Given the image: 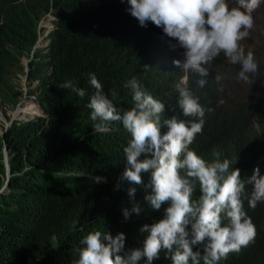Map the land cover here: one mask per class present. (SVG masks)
Instances as JSON below:
<instances>
[{
    "label": "trees",
    "instance_id": "16d2710c",
    "mask_svg": "<svg viewBox=\"0 0 264 264\" xmlns=\"http://www.w3.org/2000/svg\"><path fill=\"white\" fill-rule=\"evenodd\" d=\"M128 7L127 0H0V98L5 107H14L18 101L17 73H23L19 57L27 55L36 41L38 19L51 11L59 17L48 50L34 53L27 64L26 80L38 79L37 100L45 114L35 116L37 108L34 118L12 121L0 136V188L5 183L4 143L9 173L0 189V264H64L73 257L77 239L85 230H121L135 240L138 224L163 216L167 205L151 210L144 200L143 185L124 184L114 190L124 137L121 130L94 132L90 109L80 98L63 111L48 106L50 94L68 97L66 91L47 89L45 74L57 53L65 60L55 66L65 73L113 58L120 64L118 94L131 95L124 85L135 77L164 100L167 108H174L181 71L172 61L182 57L170 49L172 42L160 28L151 23L140 27ZM238 70V65H229L221 55L210 66L209 82L202 89L191 83L188 73L190 90L206 109H212L206 111L202 132L189 147L209 162L218 152L221 161H232L241 170V178L247 179L254 168L264 175V87L256 85L257 74L254 83L242 87L239 94L231 82L237 80ZM215 75L223 77L222 85L215 83ZM72 81L80 85L78 79ZM96 177L104 180L96 183ZM142 179L148 184L150 174H142ZM130 186L137 189L134 199L127 195ZM246 187L250 193L252 186ZM198 196L197 187L193 199ZM133 203H139L142 212L124 221L122 210H130ZM244 210L255 225L256 236L218 264H264V203L251 209L245 197Z\"/></svg>",
    "mask_w": 264,
    "mask_h": 264
},
{
    "label": "clouds",
    "instance_id": "9594fccd",
    "mask_svg": "<svg viewBox=\"0 0 264 264\" xmlns=\"http://www.w3.org/2000/svg\"><path fill=\"white\" fill-rule=\"evenodd\" d=\"M127 3V11L140 27L146 28L151 23L160 28L172 42L170 49L179 51L182 57L172 61L181 71L175 86L174 108H167L164 100L141 86L135 77L124 85L131 95L118 94L120 64L113 58L90 64L82 71L65 73L55 66L65 60L57 53L45 74L47 89L66 91L68 97L50 94L48 106L63 111L80 98L82 105L90 109L94 132H106L113 127L121 130L124 137L119 147V177L114 190H121L124 184L143 185L144 200L151 210L167 206L163 208V216L148 219V224H138L135 240L128 239L121 230L79 229L83 234L74 246L75 253L64 264H152L155 260L160 264H218L254 240L256 228L244 210V199L247 197L251 209L264 203V175L254 168L252 176L243 179L241 170L229 159L221 161L218 152L209 162L190 150L196 135L202 132L206 111L212 109H206L190 90L188 73L194 86L204 88L209 82L206 77L210 66L223 55L226 63L239 66L238 81L254 83L250 77L258 74V62L254 52L246 51L241 42L250 36L255 23L253 11L261 0H127ZM127 11L122 13L134 25ZM56 21L59 17L52 11L38 19L36 41L27 55L20 56L28 59L26 65L19 59L25 87L33 88L24 96L33 95L42 114L45 112L37 100L38 79L26 80L27 64L34 53L48 50ZM42 39L43 45L39 44ZM64 45L67 49L68 42ZM74 79L80 81L79 86ZM213 80L222 85L223 77L215 75ZM14 118L30 120L34 116H12L11 122H23ZM4 148L7 155L5 143L2 151ZM6 173L9 177L5 172L4 182ZM148 173L150 181L144 184L142 174ZM101 180L104 178H94L96 183ZM246 185L252 186L250 193ZM197 187L199 196L194 200ZM136 190L128 187L127 195L134 199ZM141 212L140 204L133 203L130 210H122V215L127 221Z\"/></svg>",
    "mask_w": 264,
    "mask_h": 264
},
{
    "label": "rangeland",
    "instance_id": "374dc122",
    "mask_svg": "<svg viewBox=\"0 0 264 264\" xmlns=\"http://www.w3.org/2000/svg\"><path fill=\"white\" fill-rule=\"evenodd\" d=\"M253 17H254V27L250 32V36L242 41L241 43L245 47V50L251 49L254 52V55L257 59L259 70V81L256 83V85L264 87V0H261L260 6L257 7L253 11ZM42 36V34H40ZM45 40H41L39 44H44ZM39 48H43V46H40ZM20 62L22 65H26L28 59L25 57H19ZM19 80L17 81L19 86H20V94L17 96L19 104L18 106L14 107H5V103L3 100L0 98V135L3 132V130L11 124L10 118L12 117V112L15 110L14 115H19V117H29L35 112V106L40 109L39 105L37 102H35L34 96L29 95V96H24L26 93H31L33 88H28L25 87L26 85L24 84L23 81V76L22 74L19 73L18 76ZM252 80L254 79L253 77H250ZM227 82L230 81V79H225ZM232 84H234L235 88L238 90V93H242V87L246 85H250L248 83H245L243 81H238V80H231ZM234 96V95H231ZM32 99V100H31ZM63 107L67 106V103L63 102L62 104ZM26 109V110H25ZM65 110V109H64ZM35 116H44L41 112L38 115ZM34 116V117H35ZM13 120H28L26 119H17L14 118ZM5 126V128H4ZM4 145V144H3ZM55 236L52 235V239H54Z\"/></svg>",
    "mask_w": 264,
    "mask_h": 264
},
{
    "label": "water",
    "instance_id": "95a60500",
    "mask_svg": "<svg viewBox=\"0 0 264 264\" xmlns=\"http://www.w3.org/2000/svg\"><path fill=\"white\" fill-rule=\"evenodd\" d=\"M3 153H2V158H3V162H4V166H5V172H8V168H7V155H6V153H5V148H4V150L2 151ZM7 173H6V178H7ZM6 184V181H5V183H4V185ZM3 185V186H4ZM3 186L0 188V189H2L3 188Z\"/></svg>",
    "mask_w": 264,
    "mask_h": 264
},
{
    "label": "bare ground",
    "instance_id": "6f19581e",
    "mask_svg": "<svg viewBox=\"0 0 264 264\" xmlns=\"http://www.w3.org/2000/svg\"><path fill=\"white\" fill-rule=\"evenodd\" d=\"M26 110V109H25ZM35 112L37 111V107L35 106ZM35 112L31 115V116H29V117H32V116H34V114H35ZM13 117H19V115H13Z\"/></svg>",
    "mask_w": 264,
    "mask_h": 264
}]
</instances>
